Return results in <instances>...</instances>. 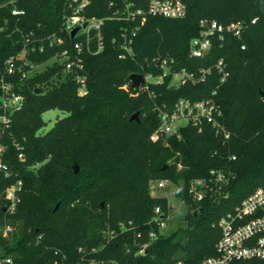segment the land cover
I'll list each match as a JSON object with an SVG mask.
<instances>
[{"label":"trees","instance_id":"1","mask_svg":"<svg viewBox=\"0 0 264 264\" xmlns=\"http://www.w3.org/2000/svg\"><path fill=\"white\" fill-rule=\"evenodd\" d=\"M185 1L184 17L149 16L134 38V57L127 59L119 57L118 41L131 24L107 19L104 49L86 54L83 70H66L53 57L60 48L70 47V35H64L62 47L51 48L48 40L43 51L40 46L42 38L61 31L67 0H0V72L7 59L25 47V69L46 64L21 80L18 74L25 102L3 139L4 161L12 172H0V250L13 264H196L215 254L221 217L264 186V0ZM14 9L25 13L15 14ZM88 13L110 15L108 0H92ZM204 19L223 24L241 20L246 27L241 37L214 36L204 57H190L191 40L200 34ZM159 54L174 56L177 68L189 70L223 58L230 75L221 85V75L214 70L196 85L169 87L167 79L149 90L132 89L131 73L159 72L153 62ZM79 76L86 80L85 94L79 91ZM216 88L230 139L216 135L211 125L199 131L191 124L181 128L180 138H150L160 125L156 104L206 98ZM51 109L68 115L44 130L43 114ZM135 112L139 119L131 120ZM16 143L24 146V160ZM212 169L233 177L217 192L194 199L191 181L208 177ZM163 178L176 184V196L187 211L152 239L144 253H137L136 232H159L151 223L156 207H162L165 217L173 210L167 197L151 194V181ZM21 179L22 200L10 214L4 192Z\"/></svg>","mask_w":264,"mask_h":264},{"label":"built area","instance_id":"2","mask_svg":"<svg viewBox=\"0 0 264 264\" xmlns=\"http://www.w3.org/2000/svg\"><path fill=\"white\" fill-rule=\"evenodd\" d=\"M92 5V0H67L63 11V22L61 31L53 32L42 38L40 50L45 49L44 41H49V47H62L66 43L64 35H70L72 42L70 47H63L57 50L54 60L65 65L66 70H83L85 68V55L96 54L105 47L103 28L107 19H118L128 22L130 27L121 31L120 55L122 59L134 57V38L142 25L145 24L149 16H165L180 18L187 15L188 6L185 0H108V7L111 14L105 17L90 15L88 10ZM13 13L23 14L24 10L14 9ZM256 18L253 19V22ZM85 23H87L85 25ZM79 28L73 36L72 31ZM246 23L244 21H232L230 23H219L204 19L201 21V31L190 43V57H204L212 48L213 37L218 35L223 39L226 34H233L241 37L244 33ZM116 40V38H115ZM30 38L26 39L28 43ZM36 47L33 46L34 50ZM245 48V45H242ZM27 47L17 55L11 56L6 61L4 71L0 72V172L11 173V168L4 161L7 150L3 139L6 137L11 126L13 114L20 109L25 102L24 93L18 90L19 83L16 78L21 75L20 80L33 73L37 66L27 65ZM19 60L25 62L18 64ZM154 65L159 70L158 73L148 71L144 74L145 83L132 89L139 91L149 90L152 84H163L169 79V87H181L188 83L199 84L207 81L208 76L214 70L221 75L220 85L224 83L230 72L223 58L217 63L208 67H200L196 70H189L187 67L177 68V60L169 54H159L153 58ZM81 94L88 92L87 83L83 76H79ZM129 83L125 84L128 87ZM216 88L212 95L206 98L192 100L180 98L169 106L167 103L156 104L160 116V125L150 135L153 141H167L171 136L181 137V128L189 124L195 126L199 131H203L206 125H211L216 135L224 140L231 138V132L223 122V109L217 101ZM155 96V95H154ZM181 122V123H178ZM21 149L20 159H25L24 146L16 143ZM235 158V157H233ZM233 177L232 173H227L222 169H212L208 177L196 178L191 181L190 193L196 200H202L208 191H218L224 184ZM169 185H176L172 179L163 178L151 181V186L155 191L164 189ZM23 180H18L9 186L4 196L7 201L5 209L13 214L18 204L22 200ZM156 196V195H154ZM162 197V196H159ZM170 215L164 216L162 207L157 206L155 216L151 223H156L158 231L150 228L148 232L140 230L136 232L139 240L138 252L144 253L149 242L156 238L159 233H164L168 228ZM132 224V221L130 222ZM221 236L216 243V252L196 264H233L237 260L260 259L264 260V186L257 187L250 195L245 197L235 208L221 217L218 221ZM147 236L146 240H143ZM143 240V241H142ZM0 264H13V258L6 256L0 250ZM85 264H97L96 261H89Z\"/></svg>","mask_w":264,"mask_h":264},{"label":"rangeland","instance_id":"3","mask_svg":"<svg viewBox=\"0 0 264 264\" xmlns=\"http://www.w3.org/2000/svg\"><path fill=\"white\" fill-rule=\"evenodd\" d=\"M45 68H46L45 63L38 65L36 67L37 70H44ZM67 115H68V112H64L60 109H51V110L46 111L43 114V118L46 121V125H45L44 130H49L50 128H52L54 126V124L56 123V121L59 118L65 117ZM178 123H181V122H178ZM75 164H77V163H75ZM177 188L178 187L176 185H169L164 189H160L158 191H155L151 186V194L152 195L167 197V199L169 200V203L173 207L172 208L173 210L170 214V221H172V223L168 224V229L173 227L175 225V223H178L180 221V219L183 217V215L185 214V212L187 211V206L183 202H181L176 196ZM125 224H126L125 221L120 222V228L123 229L125 227ZM130 225H132V224H130ZM106 231H108V229ZM135 240H136V238L134 239V241ZM138 243L139 242L136 241L137 245H138ZM137 253H139L138 250H137ZM97 264H101V263H97Z\"/></svg>","mask_w":264,"mask_h":264},{"label":"water","instance_id":"4","mask_svg":"<svg viewBox=\"0 0 264 264\" xmlns=\"http://www.w3.org/2000/svg\"><path fill=\"white\" fill-rule=\"evenodd\" d=\"M87 23H85L86 25ZM78 27L75 28L73 31H72V35L74 36L76 34V32L78 31ZM129 79L132 81V85L133 87H139L140 85L144 84L145 83V77H144V74L143 73H131L129 75ZM38 92H40V89H37ZM139 112H135L132 116H131V120H134V119H139ZM74 169H75V172H78L80 167L78 164H75L74 165ZM59 206V204L56 205V208Z\"/></svg>","mask_w":264,"mask_h":264}]
</instances>
